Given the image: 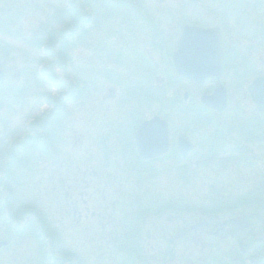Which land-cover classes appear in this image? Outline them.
I'll use <instances>...</instances> for the list:
<instances>
[{"label": "rangeland", "instance_id": "1", "mask_svg": "<svg viewBox=\"0 0 264 264\" xmlns=\"http://www.w3.org/2000/svg\"><path fill=\"white\" fill-rule=\"evenodd\" d=\"M132 1L142 5L145 19L130 14L124 21L114 15L110 1L104 5L101 0H92L97 9H92L93 12L87 9L91 14L90 18L85 15V25L80 26L83 30L78 32L76 39H69L63 70L59 69L61 64L57 61L60 60L59 46H52L46 34L52 28L60 30L61 25L54 21L53 15L56 12L64 15L70 0H0V64L4 65L6 74L0 81V165L7 163L0 172L5 187L0 190V264H62L57 261L65 258L78 264H204L205 261L219 264L221 258L224 264H231L235 257L241 264H252L250 257L264 264V244L258 242L264 240V171L244 166L235 171L236 168L227 166V172H224L218 163L206 162V165L161 166L158 177L138 181L136 175L124 176L126 166L118 157L120 151H114L120 125L128 122V117L138 106H143L148 115L176 116L177 108L179 112L185 111L184 105L174 102V93L168 91L170 83L161 87L163 95L155 103L142 100L147 105L137 101L139 97L129 88L132 81L125 75L132 66L130 63L139 60L138 56L132 61L136 58L135 49L152 55L157 61L170 59L151 49L150 39L148 45H143L147 36L155 32V24L146 21V17L157 16L154 22L158 23L162 35L178 31L185 24L200 27L216 24L221 29L224 45L231 40L250 39L253 35L256 45L264 47V0ZM224 6H228L226 10ZM116 31L118 33H114ZM42 44L46 45L45 49ZM42 60L51 64L47 65L48 73L55 69L50 76H55L58 83L78 81L79 85H75L74 92L65 102L52 103L50 96L59 97L61 88L50 85L46 69L44 77L38 74ZM259 72H264V67L259 66ZM112 85L117 87L114 97L110 93L116 89H108ZM229 90L232 96L238 95L237 109H255L243 97L246 87H240L238 93L232 87ZM184 92L180 95L182 99ZM197 97L193 100L196 104ZM22 109L30 112L24 117ZM228 110L236 108L230 106ZM195 111L191 134L205 148L207 134L215 131L216 124L207 123L210 113L203 106ZM54 112H57L56 119L47 136L48 150L38 147L45 142L46 135L42 130L45 122L40 119L39 125L34 124L36 128L32 125L30 145L27 149L20 145L15 150L17 153L21 150L18 160L13 162L14 151L11 149V153L10 148L13 140L18 138L13 129L16 125L23 129L21 124L14 122L15 117L23 116L20 120L25 119L30 125L32 117L51 114L46 118L50 119ZM248 127L260 142L264 137V119L252 122ZM37 139L42 141L38 143ZM212 145L220 146L219 143ZM4 167L9 169V189L3 183L9 179ZM78 169L89 171L88 182L82 183V188L68 180ZM93 170L98 176L91 175ZM62 181L66 182L67 189L61 185ZM67 191L70 192L69 200ZM145 192L152 199L160 193L163 208L148 213L147 221L140 223L143 233L151 227L168 230L171 223L177 224L171 229L180 230L211 216L206 213L213 210L211 207L224 210L222 219L231 214L244 219L249 229L223 242L203 234L205 245L193 244L187 235L172 245L165 240L155 246L148 241L145 247H127L123 241L129 229L126 226L129 223L125 224L129 222L127 209L137 207L139 200L146 199L139 197ZM91 193L96 194L95 203L90 200ZM171 197H176L179 208L189 212L170 206ZM71 198L77 199V203L70 207ZM171 207L177 215L169 214ZM13 208H22L23 220L13 217ZM256 208L260 212L255 213ZM94 211L101 217L94 216ZM7 213L13 218L11 223ZM40 225L52 235L53 242L46 241L50 238L38 230ZM161 233L159 230L160 237ZM41 234L46 238L40 237ZM114 234L116 240H113ZM60 248L64 250L62 255H58ZM198 256L206 257L200 261Z\"/></svg>", "mask_w": 264, "mask_h": 264}, {"label": "flooded vegetation", "instance_id": "2", "mask_svg": "<svg viewBox=\"0 0 264 264\" xmlns=\"http://www.w3.org/2000/svg\"><path fill=\"white\" fill-rule=\"evenodd\" d=\"M112 2L114 5L111 6V10L113 11L114 15L122 17L124 21H127L129 19L130 14L140 15L145 19L142 14V5H135L132 0H113ZM224 7L226 10L228 6ZM150 11L151 10H149V12ZM156 19L157 16L150 15L146 17V21L155 24V32L147 36L148 40L143 41V45H148L150 39L151 44L149 43V46L151 47V49L162 52L163 54H165L163 56H168L170 57V59L164 62L157 61L156 58H154L152 55H145L144 52L135 49L134 53L136 54V58L132 61L137 60L138 56L139 60L130 63L132 66L125 76L130 77L132 82L130 83L131 85H129V88L134 95L139 97V100H137L139 102H141L142 100H146L147 103H155V101H157V99H160L163 95L161 92L164 90H161V87L170 83L171 87L168 88V91L174 93V102L184 105L185 107L183 108H185V111L179 112V108H177L175 111L176 116H165L161 114L148 115V113L144 111L143 106L141 108L138 106L131 113V115L128 117V122L126 124L120 125L118 131L119 133H117L116 137L118 140V144L117 146H114V151H120L121 155L119 154L118 157H121V162L124 166H126L124 176H130L131 174H133L136 175L138 181H143L145 179L158 177V171L160 170L161 166L176 167L179 165H200L203 163L206 165V162L218 163L219 166L221 165V167H223L224 172H227V166L236 168L235 171L243 166L249 168L256 167L264 171V137L260 140V142H258L257 137L254 136L253 130L251 129V127H248L250 123L257 122L259 119H264V111H259L256 108V105L254 104L249 94L250 84L260 75H264V72H259V66L264 67V47H258L256 45L257 41L255 39H252L253 35L250 38L252 39V41L247 37H244V39L233 41L231 40L230 42H226V45H224V39L221 36V67L218 75H214L205 78L202 81H198L181 74L178 69V64L175 60V56L178 53L183 29L186 25L189 24H185L178 31L171 32L169 35H162V31L161 33L159 31V29L161 28H159V26L157 25L158 23L154 22ZM213 27H216L220 31V35L222 34L219 25L215 24V26L210 25L205 26L204 28ZM114 33H118V31ZM173 34H176L177 38L174 37ZM254 34H256L255 31ZM169 40H171L170 43ZM245 42H248L247 45L244 44ZM148 50V52H150L149 48ZM176 59H178V57ZM186 59L188 62L187 65L185 66L183 63H181L179 64V66L190 68L195 64V57L192 55V53L189 52L186 56ZM65 64L66 62H61V68L59 69H63ZM118 65H124V63H118ZM124 66H128V64ZM128 74H130V76H128ZM76 82L77 83L62 80L61 82L59 81V83L57 81V83L50 84L61 88L59 99L62 102H65L69 98L70 94L74 92L73 88L76 87L75 85H79L77 80ZM151 85L152 87H150ZM222 86L225 87L227 93V101L224 109L217 110L215 108H210L202 103V99L204 97L212 96L215 93L216 89ZM229 87H232V89H234L236 93L240 92L238 91L240 87H246L243 97L244 99H246V103L255 109H248L243 111L237 109L238 95L232 96ZM109 88L116 89L113 90L112 93H110V95L114 97L117 91V87L112 85L109 86L108 89ZM63 89L64 91H62ZM183 92L184 95L182 99L180 95ZM195 97L199 99V101L196 99L197 104L193 102V100H195ZM124 102L127 101L124 100ZM142 103L145 104L146 102L142 101ZM200 106H203V108L207 109V111L210 113V117L206 120L207 123L216 124L215 131L207 134V145L205 148H202L194 140L191 134V120L192 117L196 115L195 108L201 109ZM230 106L236 108V110H228ZM1 112L2 109L0 105V120H2ZM28 112H30V110L27 111L26 109H22L21 111L24 117L26 113L28 114ZM23 116L20 115V117H15L14 119V122L16 124H21L23 129H21L20 127L18 128V126L14 123V125H16L17 127H14L13 132H15V136H17L18 138L15 141L13 140V146L12 148H10V151L11 149H13L14 151V153L13 151H11V153H13L14 155L12 158L13 162H17L16 160H18L19 153L21 151H19L18 149L17 153L15 150L20 147V145H23L22 147H24V149H27L26 146L30 145L29 138L33 129L32 125H39V123H37L38 121H35V117H32L33 121L30 122L31 126L28 125L24 121L25 119L20 120V118ZM40 117H43V115L39 116L38 119ZM49 117L50 114H46L44 116L45 123L42 127V130H45L46 132V135L44 137L45 142L41 144L40 141L42 140H36L38 143H40L38 147L46 151L49 148L48 133L50 130V119L46 118ZM26 118L29 119V115H27ZM155 119L164 121L166 126L164 127L162 124H154L155 126H148L144 129L142 128V125L144 123L154 121ZM34 127L36 128V126ZM216 143H219L220 146L217 147L216 145H212ZM29 148L30 146H28V149ZM114 151L113 157L115 155ZM1 154L2 153H0V155ZM0 158V161H2V156H0ZM9 160L11 161V159ZM6 164L0 165V172L2 166H5ZM6 169L7 168L4 167L6 176L9 178V169ZM147 170L149 172H146ZM87 174H89L88 169L83 171L78 169L74 177H68V180L73 182L75 187L79 186L80 188H82V183L88 182L86 176ZM91 175L98 176V173L93 170ZM255 176H257V174ZM8 180H10V178L6 179L5 185H7V187L9 186ZM61 185L64 187V189H67L66 182L62 181ZM84 186L86 187V185ZM1 187H3V184L0 180V190ZM70 192H66V198L68 200L70 199ZM160 195V193H157L155 198L152 199L153 197H150V194L145 192L139 197H143L146 199L148 198L149 201H146V199L139 200V202L137 203V207L127 209L126 215L128 216L127 219L129 220V222H125V224L129 223V225H126L127 227H129V229L127 232V238H124L125 240L123 239V241L126 242L127 247H145L148 244V241L155 246L156 244L161 243L165 240L170 241L169 244L172 245L176 244L179 239H182L187 235H189L190 240H193V244L196 243L205 245V242L202 241L203 234H206L209 238L218 240L219 242H223L226 240H230L233 236L237 234L240 235L243 231L249 229V224H246V222L244 223V219L232 216L233 214L227 215L222 219V213H224V210L222 208L216 209L217 207H211L213 208V210L206 212L211 216L206 217L205 220L203 219L199 222L188 224L180 230L177 228L171 229L172 225H177L176 223H171L170 227H168V230L151 227L147 229L145 233H143L142 228H140V223H145L147 221L148 213L153 214V211L163 208V202L159 201ZM80 196H82V193ZM96 199V194H92L90 196V200L92 203H95ZM170 199V206L175 207V209L178 210L189 212V210H186L185 208H179L176 197H171ZM76 203L77 199L74 200L73 198H71V202L69 201L70 207L71 204ZM172 207L169 208L170 211L172 210V212H170L169 214L175 216L177 214L175 213V209L173 210ZM256 209L257 210L255 213L260 212L259 208ZM248 214L250 215L251 213ZM93 215L101 217L100 213L96 211L93 212ZM168 219L170 220L172 219V217H169ZM233 220L237 221L234 223ZM154 224H156V222H154L153 225ZM31 225L33 227L35 226V224L32 223ZM39 228H42V225H40ZM159 230L162 231V237H160V234H158ZM178 231H181V233H179ZM44 234L51 239H49L51 242H53L52 235L50 233L44 232ZM115 237H117L116 234H114L113 240H116ZM258 242L264 244V240L262 239L258 240ZM58 251V253L61 252L58 255H62L64 250L60 248V250ZM242 252L244 253L245 251L242 249ZM137 257L138 261H140V257L142 256L139 253ZM198 257V260L201 259L200 261H202L206 256ZM64 262H68L69 264H78L67 260V258H65V260L57 261V263L62 264H65ZM250 262L252 264H262L260 260H256L254 257H250ZM232 263L241 264L237 257L233 259ZM204 264H208V261H205ZM219 264H224L221 258H219Z\"/></svg>", "mask_w": 264, "mask_h": 264}, {"label": "water", "instance_id": "3", "mask_svg": "<svg viewBox=\"0 0 264 264\" xmlns=\"http://www.w3.org/2000/svg\"><path fill=\"white\" fill-rule=\"evenodd\" d=\"M196 2L198 0H190ZM192 53L195 57V64L190 68L181 67L179 64L187 65L186 56ZM221 40L218 29L201 28L197 26H186L183 30L179 43L178 53L175 56L178 64L179 72L189 78L202 81L205 78L218 75L221 67ZM178 57V59H176ZM182 60V61H181ZM4 65H0V79H4ZM250 95L259 110L264 111V75L257 77L249 86ZM226 91L223 87H219L215 94L210 97H204L203 102L210 107L222 110L226 106ZM154 124H162L165 122L155 119L146 122L142 128L155 126ZM187 147V146H186ZM237 220H233L235 223ZM245 223V222H244Z\"/></svg>", "mask_w": 264, "mask_h": 264}, {"label": "trees", "instance_id": "4", "mask_svg": "<svg viewBox=\"0 0 264 264\" xmlns=\"http://www.w3.org/2000/svg\"><path fill=\"white\" fill-rule=\"evenodd\" d=\"M74 1L75 0H70V6L66 9L64 16L62 13L59 12H56L53 15L55 17L54 21L55 22L59 21V24L61 25L60 30L52 28L46 34L52 46L54 47L59 46L60 52H58V54L60 56V60L57 59L58 63L65 62L64 54L66 56L65 49H67L68 45H70L69 39L71 38L73 40L76 39L78 32L83 30V27L80 26L85 25V20H83L85 15L89 16L90 18V14L91 12H93L92 9H97L94 6L92 0H77V3H75ZM97 1L99 2L100 0ZM101 1L104 3V5H106L107 2L112 0H101ZM104 5L101 9L104 8ZM87 9L89 10L91 9V12ZM99 11L101 12L102 10ZM51 78L53 79L52 76ZM54 118L56 119V112H54L50 118V126L52 125ZM21 209H15L13 212L14 215L13 217H16L19 220H23L24 217H21L23 214L22 212H20ZM15 212H18V214ZM38 230L45 232L43 229H38Z\"/></svg>", "mask_w": 264, "mask_h": 264}]
</instances>
